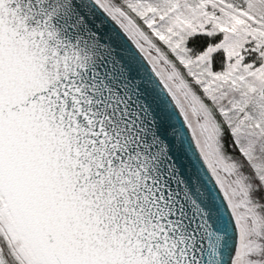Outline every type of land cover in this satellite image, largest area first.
Returning a JSON list of instances; mask_svg holds the SVG:
<instances>
[{"label":"snow or ice","instance_id":"snow-or-ice-1","mask_svg":"<svg viewBox=\"0 0 264 264\" xmlns=\"http://www.w3.org/2000/svg\"><path fill=\"white\" fill-rule=\"evenodd\" d=\"M0 264H264V0H0Z\"/></svg>","mask_w":264,"mask_h":264}]
</instances>
